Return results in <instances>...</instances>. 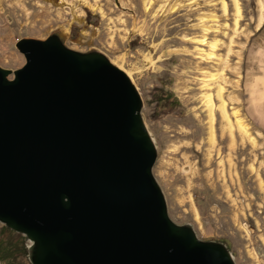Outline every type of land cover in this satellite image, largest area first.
Segmentation results:
<instances>
[{"label": "rangeland", "instance_id": "obj_1", "mask_svg": "<svg viewBox=\"0 0 264 264\" xmlns=\"http://www.w3.org/2000/svg\"><path fill=\"white\" fill-rule=\"evenodd\" d=\"M237 1L234 32L231 0H0V68L22 66L16 41L54 32L70 50L101 52L140 98L156 147L151 173L170 221L190 225L201 241L223 244L234 264H264V98L251 101L264 78V18L258 26L259 0ZM210 15L214 22L205 21ZM201 23L211 30L204 34ZM198 50L213 57L201 61ZM203 74L219 77L210 95L219 86L228 113L237 110L244 124L241 139L229 118L231 146L216 112L208 145ZM27 245L0 225V264H29Z\"/></svg>", "mask_w": 264, "mask_h": 264}, {"label": "water", "instance_id": "obj_2", "mask_svg": "<svg viewBox=\"0 0 264 264\" xmlns=\"http://www.w3.org/2000/svg\"><path fill=\"white\" fill-rule=\"evenodd\" d=\"M0 68V225L29 264H234L167 216L140 98L101 52L60 32L20 39Z\"/></svg>", "mask_w": 264, "mask_h": 264}, {"label": "bare ground", "instance_id": "obj_3", "mask_svg": "<svg viewBox=\"0 0 264 264\" xmlns=\"http://www.w3.org/2000/svg\"><path fill=\"white\" fill-rule=\"evenodd\" d=\"M149 3V2H148ZM232 6H233V30L234 32L237 29V25L239 23V21H241V13H240V8L238 6V1L237 0H231ZM175 6H173L171 9V12H173L175 9ZM221 8L223 13L225 14V5L223 2H221ZM258 13H259V22H258V26H260V24L263 21V5L262 2L259 0L258 1ZM215 17V16H214ZM214 17L212 15L210 16H206L205 21H212L214 22ZM203 18V17H202ZM201 18V19H202ZM201 21V20H200ZM200 28L203 30V33L205 34L206 32L211 30V27L209 26H205L204 23H201ZM204 38V37H202ZM204 39H200L198 40L196 43L198 44H204L203 43ZM215 44L210 45V49L213 50ZM212 52L204 55L201 54L200 51L198 50V59L199 60H207V58H211L213 57V55L211 54ZM209 60V59H208ZM119 69V68H118ZM126 75V77H129L126 73H124ZM204 77L200 80V88H201V98L200 101L207 113V135H208V145L210 147V149L213 147L214 144V139H213V127H214V113L216 112V114H218L221 118V128L223 131H226L229 135V140H230V146L232 145V136H231V130H232V125L230 122V117L233 119V123L234 126L237 130V132L240 134L241 139L246 135V131L245 128L243 127V125L241 124L239 118L237 117V110L235 109H231L228 113L227 111V106L225 103V100L222 98V93H221V88L219 86H215L217 88V92L215 93L216 95L214 96V98H212V96L209 93V88H211V86L215 85L216 82H214L216 79H218L216 76H210L209 74H207L209 77H206L205 74H203ZM218 76V75H217ZM264 77V76H263ZM129 79V78H128ZM220 81V80H219ZM262 81V90L260 91H255V93L257 92V96L255 94V96L252 98V102H260L259 99L264 98V78L261 80ZM218 83V82H217ZM223 90V89H222ZM254 93V92H253ZM252 95V94H251ZM215 99L216 103L214 104L213 100ZM229 101H231L232 99L228 98ZM233 101V100H232ZM262 101V100H261ZM257 103V102H256ZM257 105V104H256ZM237 111V112H236ZM250 139V138H249ZM248 140V139H247ZM250 144L252 143L251 140H249ZM253 145V144H252Z\"/></svg>", "mask_w": 264, "mask_h": 264}]
</instances>
